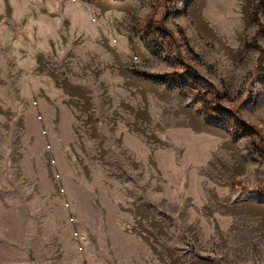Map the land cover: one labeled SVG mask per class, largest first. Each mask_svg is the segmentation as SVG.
Returning a JSON list of instances; mask_svg holds the SVG:
<instances>
[{
    "label": "rangeland",
    "instance_id": "rangeland-1",
    "mask_svg": "<svg viewBox=\"0 0 264 264\" xmlns=\"http://www.w3.org/2000/svg\"><path fill=\"white\" fill-rule=\"evenodd\" d=\"M256 1L0 0V264H264Z\"/></svg>",
    "mask_w": 264,
    "mask_h": 264
},
{
    "label": "trees",
    "instance_id": "trees-1",
    "mask_svg": "<svg viewBox=\"0 0 264 264\" xmlns=\"http://www.w3.org/2000/svg\"><path fill=\"white\" fill-rule=\"evenodd\" d=\"M263 6H264V0H257V1H256V3L254 4V6H253V8H252L253 16H254L255 18L258 17V13H259L260 9H261ZM169 76H171V78H173V79H177V78H178V75H177V74H172V75H169ZM158 79L161 80L160 77H158ZM206 106H207V104H206ZM207 108H208V111H209L212 115H217V114H218V113H217V110H215L214 108H209V107H207Z\"/></svg>",
    "mask_w": 264,
    "mask_h": 264
},
{
    "label": "crops",
    "instance_id": "crops-1",
    "mask_svg": "<svg viewBox=\"0 0 264 264\" xmlns=\"http://www.w3.org/2000/svg\"><path fill=\"white\" fill-rule=\"evenodd\" d=\"M227 1H229V2L232 1L233 2V1H239V0H227ZM262 9L264 11V6L262 7Z\"/></svg>",
    "mask_w": 264,
    "mask_h": 264
}]
</instances>
